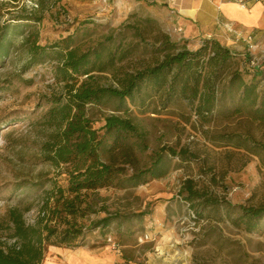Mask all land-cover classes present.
Masks as SVG:
<instances>
[{
    "label": "rangeland",
    "instance_id": "374dc122",
    "mask_svg": "<svg viewBox=\"0 0 264 264\" xmlns=\"http://www.w3.org/2000/svg\"><path fill=\"white\" fill-rule=\"evenodd\" d=\"M30 15L41 19L31 24L16 19ZM176 20L175 13L153 0H58L42 7L37 0H0V38L8 40L0 54V221H7L8 211L17 208L26 223H33L48 190L55 184L67 186L63 167L49 159L55 127L46 111L50 99L65 92L53 72L60 60L59 47L53 45L69 39V48L79 53L101 45L103 59L113 53L114 64L79 80L116 86V73L140 69L160 56L155 47L164 35L191 49L204 38L227 42L225 36L204 32L185 36ZM32 42L45 47L46 56L31 60ZM231 48L261 65L264 81V34L238 40ZM243 57L240 68L249 80L252 72L243 66ZM127 107L86 106L94 128L109 113L132 119L144 132L145 148L133 144L129 154L102 153L103 160L121 169L124 180L80 194L82 207L89 203L91 208L77 219L83 229L79 244L49 246L43 264H69L66 254L81 249L113 260L98 264H264V219L253 232L237 224L239 205L264 204V161L241 143L249 135L264 143V122L218 107L209 123H200L191 105L179 100L147 111ZM230 134L232 141L223 138ZM164 146L185 147L194 156L182 160L165 152L164 175L137 183L128 180L149 166L153 153ZM186 179L219 200L218 212L207 205L200 210L189 207L179 192ZM104 216L112 217L110 224L95 226Z\"/></svg>",
    "mask_w": 264,
    "mask_h": 264
},
{
    "label": "trees",
    "instance_id": "16d2710c",
    "mask_svg": "<svg viewBox=\"0 0 264 264\" xmlns=\"http://www.w3.org/2000/svg\"><path fill=\"white\" fill-rule=\"evenodd\" d=\"M37 1L42 7L43 2L58 0ZM16 19L31 24L30 21H39L41 17L30 15ZM67 40H62L64 44L53 45L59 47L56 53L60 59L53 72L58 81L64 83L65 92L52 97L46 111L50 124L55 127L49 159L56 167H63L61 173L67 177V186L55 184L48 190L41 212L33 223H26L17 208L8 211L7 221H0V264H43L49 246H77L83 236L77 219L84 217L91 208L89 203L82 207L80 194L120 185L124 180L120 177L121 169L112 161L103 160L102 153L120 151L129 154L133 144L145 148L144 132L132 119L109 113L103 117L104 123L94 128L86 115L87 105L115 104L128 109L127 104H130L147 111L152 105L165 107L179 100L191 105L200 123H209L218 107L226 114L244 113L252 122H264L261 65H253L249 56L232 51L213 37L202 39L191 49L186 43L179 44L164 35L155 47L160 56L140 69L116 73V86L92 85L86 79L79 80L81 76L90 78L93 71H104L112 66L113 53L103 59L101 45L79 53L69 48ZM7 41L5 37L0 38V54L6 51ZM29 53L33 60L46 56L47 51L32 42ZM240 56H244L243 66L252 72L249 80L240 68ZM99 129L103 130L101 134ZM223 138L232 141L234 136L224 135ZM241 143L249 144V151L264 161V143L250 135ZM165 152L182 160L194 156L185 147L178 150L161 147L153 153L149 166L131 174L128 180L137 183L164 175ZM179 192L195 210L197 206L200 210L203 205L216 212L220 208L219 200L209 191L197 189L191 179L183 182ZM198 201L200 205L196 203ZM238 208L237 224L249 232L258 230L264 219V204H241ZM111 219L104 216L95 226L106 228Z\"/></svg>",
    "mask_w": 264,
    "mask_h": 264
},
{
    "label": "crops",
    "instance_id": "0c3cea01",
    "mask_svg": "<svg viewBox=\"0 0 264 264\" xmlns=\"http://www.w3.org/2000/svg\"><path fill=\"white\" fill-rule=\"evenodd\" d=\"M176 14V21L185 36L204 32L207 35L225 36L224 44L230 48L239 39L229 32L227 25H231L241 37L260 33L264 34V0L250 2L247 8H241L231 1L221 0H153ZM240 31H239V30ZM242 31V32H241ZM243 33V34H242ZM240 37V36H239ZM232 51L236 52L231 48ZM240 54V53H239ZM65 260L69 264H98L111 262V257L98 258L81 249L78 253L66 254Z\"/></svg>",
    "mask_w": 264,
    "mask_h": 264
},
{
    "label": "built area",
    "instance_id": "2783aa9c",
    "mask_svg": "<svg viewBox=\"0 0 264 264\" xmlns=\"http://www.w3.org/2000/svg\"><path fill=\"white\" fill-rule=\"evenodd\" d=\"M105 1V0H104ZM169 2H173L174 0H168ZM221 1H231L233 3H236L238 6H240L241 8H247L250 2H256L257 0H221ZM227 29L229 32L233 33L234 35H236L239 39H242L243 41H247L250 40V36H246V38L241 37L240 33H238L236 31V29H234L231 25H227ZM177 30H181V28H177ZM240 36V37H239ZM252 64L254 65V62L252 61ZM147 236H144L141 238V240L146 239Z\"/></svg>",
    "mask_w": 264,
    "mask_h": 264
}]
</instances>
